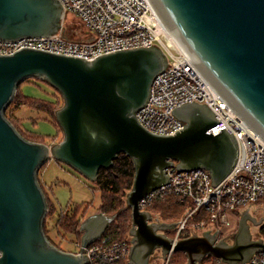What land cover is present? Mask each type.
Wrapping results in <instances>:
<instances>
[{
	"label": "water",
	"instance_id": "1",
	"mask_svg": "<svg viewBox=\"0 0 264 264\" xmlns=\"http://www.w3.org/2000/svg\"><path fill=\"white\" fill-rule=\"evenodd\" d=\"M175 46L213 91L261 140H264V0H148ZM57 0H0V41L50 37L62 26ZM167 59L152 45L116 50L86 60L22 47L0 55V264H87L84 248L102 237L114 217L101 213L79 226L75 255L56 248L43 231L47 213L37 173L49 160L64 164L91 183L117 155L132 161L134 176L125 205L130 209L129 264H149L156 249L165 259L180 252L186 264L213 257L224 264H246L264 252L252 240L249 223H264L247 210L238 219L231 243L203 232L172 245L167 231L176 223L153 219L140 201L168 182L167 168L178 173L208 171L213 186L232 171L238 157L234 136L224 128L207 134L217 121L203 103H182L171 114L183 126L155 135L136 120L154 78ZM38 79L54 89L63 105L55 119L63 138L51 146L22 138L5 118L18 86Z\"/></svg>",
	"mask_w": 264,
	"mask_h": 264
},
{
	"label": "built area",
	"instance_id": "2",
	"mask_svg": "<svg viewBox=\"0 0 264 264\" xmlns=\"http://www.w3.org/2000/svg\"><path fill=\"white\" fill-rule=\"evenodd\" d=\"M57 1L62 7L63 19L69 14L78 19L84 29L82 38L66 39L62 25L50 37L0 41V55H10L26 47L90 60L116 50L152 45L159 48L166 56L167 67L154 78L147 104L136 113L139 125L151 134L171 135L183 126L171 114L174 107L185 102L204 103L217 121L206 133L223 128L231 133L237 142L238 157L232 171L217 186L212 185L205 169L178 173L174 168H167V184L146 195L139 203L140 209L146 211L145 208L153 200L167 195L189 203L185 216L175 228L165 233L172 245L206 231L216 232L217 239L232 237L237 228V225H232V219L237 222L240 214L251 206H264V140L229 109L175 46L148 0ZM200 211L206 214L208 221L188 225L189 219ZM262 227L264 223L257 227L255 237L251 235L252 240L264 242ZM130 247L129 236L115 243L101 237L85 247L83 255L88 258L87 264H129ZM76 248L71 253L79 254L80 242L76 243ZM172 254L170 250L162 259L160 250L156 249L150 256L149 264H169ZM213 259L208 263L201 260L199 264H224L219 259ZM246 264H264V252L254 254Z\"/></svg>",
	"mask_w": 264,
	"mask_h": 264
},
{
	"label": "trees",
	"instance_id": "3",
	"mask_svg": "<svg viewBox=\"0 0 264 264\" xmlns=\"http://www.w3.org/2000/svg\"><path fill=\"white\" fill-rule=\"evenodd\" d=\"M65 29V28H64ZM65 37L69 40L71 39L65 29ZM31 80H36L38 83H42L49 87L44 82L38 79H30L22 82L31 83ZM35 84V83H34ZM20 85L17 88L16 94L5 110V118L8 122L15 128L18 134L25 140L33 143H43V144H55L57 138V129L56 135L54 137L48 138L45 140L43 137L30 134L29 139L22 136V133L18 129V124L13 120L12 111L14 109H27L32 112L43 113L50 117L52 124L55 128H59V125L55 119V111L58 108H53L55 103L50 99L37 100L33 98H28L23 96L20 91ZM52 91V96L54 93L58 94L54 89L49 87ZM62 99V98H61ZM11 107H13L12 110ZM46 164V163H45ZM44 164V165H45ZM43 165V166H44ZM42 166V167H43ZM41 167V168H42ZM40 168V169H41ZM134 176V167L132 161L125 154L117 155L116 159L112 162V166L108 169H100L97 173V179L94 186L95 189L99 192L100 195V205L97 209L98 213H101L107 217H114L113 222L106 228L102 238H107L109 242H122L128 238V232L130 229L131 218H130V209L123 208V199L126 196L127 191L130 190ZM40 186V184H39ZM46 200L47 204V214L48 217L52 216L56 211L55 206L50 202L43 188L40 186ZM190 205L187 202H180L177 198L172 195H167L163 197H158L153 200L145 210L156 216L158 220L167 223H177L179 222L186 214ZM87 217L86 208L82 211L79 207H76L72 210L60 211L56 220V230L61 239H64L65 235L71 234L74 235L77 242L80 241L79 226L82 220ZM201 221L207 222L208 218L206 214L202 211L198 212L192 218L189 219L188 225L199 223ZM44 230V225H43ZM44 234L46 235L45 231ZM261 237L264 238V230L261 231ZM48 239V238H47ZM49 240V239H48ZM49 242L53 244L50 240ZM54 245V244H53ZM56 248L60 249L59 245H54ZM61 250V249H60ZM212 257H207L202 260L203 263H208L213 261ZM169 264H186V258L184 254L180 252L173 253Z\"/></svg>",
	"mask_w": 264,
	"mask_h": 264
},
{
	"label": "rangeland",
	"instance_id": "4",
	"mask_svg": "<svg viewBox=\"0 0 264 264\" xmlns=\"http://www.w3.org/2000/svg\"><path fill=\"white\" fill-rule=\"evenodd\" d=\"M62 25L71 39L76 40L83 37L84 29L78 19L73 15L69 14L68 16H65ZM30 82L31 83H23L20 85L19 91L23 96L37 100L50 99L55 103L53 108H61L63 101L59 94L54 93L52 96V91L46 85L38 83L36 80H31ZM12 109L13 107H11L10 110ZM12 117L18 124V129L22 133V136L27 139H29L28 133H30L43 137L47 140L48 138L56 135V129L57 143H59L63 138L61 129L55 128L50 117L43 113L32 112L24 108L19 110L14 109L12 111ZM46 145L51 146L53 144ZM37 181L43 188L50 202L56 208V211L52 216L48 217L47 213L45 215L43 221V231L46 233L45 236L54 245H59L62 251L74 252L77 249V240L75 236L71 234L65 235L64 239L59 237L55 227L57 216L60 211H64L66 209L72 210L76 207H79L81 211L86 208L87 216L97 213V209L100 205L99 192L95 189L93 183L89 182L79 173L54 160H49L38 171ZM123 202V208H127L125 205V197ZM247 209L251 217L256 220L264 219V206H251ZM152 216L153 219H158L156 216ZM237 222L233 219L231 220L233 226L234 224L237 225ZM262 230H264V227H262ZM249 231L252 237H255V234L258 232V228L249 223ZM79 234L81 237V233ZM160 261L161 260L159 259L158 262Z\"/></svg>",
	"mask_w": 264,
	"mask_h": 264
},
{
	"label": "flooded vegetation",
	"instance_id": "5",
	"mask_svg": "<svg viewBox=\"0 0 264 264\" xmlns=\"http://www.w3.org/2000/svg\"><path fill=\"white\" fill-rule=\"evenodd\" d=\"M228 243H231V238L226 239Z\"/></svg>",
	"mask_w": 264,
	"mask_h": 264
},
{
	"label": "bare ground",
	"instance_id": "6",
	"mask_svg": "<svg viewBox=\"0 0 264 264\" xmlns=\"http://www.w3.org/2000/svg\"><path fill=\"white\" fill-rule=\"evenodd\" d=\"M169 36V38L171 39V41L175 44V41L170 37V35H168Z\"/></svg>",
	"mask_w": 264,
	"mask_h": 264
},
{
	"label": "crops",
	"instance_id": "7",
	"mask_svg": "<svg viewBox=\"0 0 264 264\" xmlns=\"http://www.w3.org/2000/svg\"><path fill=\"white\" fill-rule=\"evenodd\" d=\"M97 213H98V212H97ZM97 213H95V214H97ZM92 215H93V214H92ZM88 216H91V215H88ZM88 216H87V217H88ZM81 235H82V233H81Z\"/></svg>",
	"mask_w": 264,
	"mask_h": 264
}]
</instances>
